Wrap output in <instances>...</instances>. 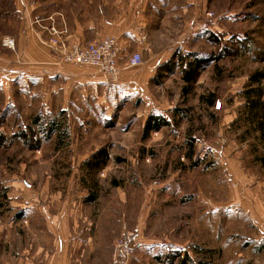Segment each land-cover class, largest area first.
<instances>
[{"label": "rangeland", "instance_id": "rangeland-1", "mask_svg": "<svg viewBox=\"0 0 264 264\" xmlns=\"http://www.w3.org/2000/svg\"><path fill=\"white\" fill-rule=\"evenodd\" d=\"M13 1L0 0V66L13 65L4 43L13 40ZM160 1L143 45L114 37L122 53L118 82L76 64V47L89 43L52 26L42 42L53 69L34 83L19 77L0 85V264L25 258L46 207L52 215L65 207L73 225L87 223L81 235L93 238L89 253L71 264H171L176 254L172 264L185 256L187 264H264V245L232 205L240 196L235 168L264 171V94L250 110L258 94L248 93L264 92V0ZM124 50L139 52L142 63L130 67ZM183 57L209 62L186 94ZM151 115L171 126L144 138ZM52 121L57 132L48 138L42 123ZM103 147V166L85 164ZM125 242L127 258L117 249Z\"/></svg>", "mask_w": 264, "mask_h": 264}, {"label": "crops", "instance_id": "crops-1", "mask_svg": "<svg viewBox=\"0 0 264 264\" xmlns=\"http://www.w3.org/2000/svg\"><path fill=\"white\" fill-rule=\"evenodd\" d=\"M66 1H13L11 12L13 13V41L16 48L13 49V65L0 66V85L11 84L19 77L29 79L34 83V81L44 79V72L49 73L53 69L50 64L54 60L49 56L42 42L48 39V31L52 26H55L56 30L68 40L90 44L105 37H127L134 38V43L143 45L148 23L154 21L161 6L160 0ZM11 22L10 20L9 24ZM124 52L128 57L132 55H129L132 50H124ZM17 55L22 57L23 66L16 65V62L20 61ZM160 63L159 59L152 66V70L150 67L151 72ZM99 79L101 77L98 76L87 78L92 83ZM257 167H238V171L235 168V173L242 183L239 186L237 176L233 172L234 185L240 190V196L237 192L232 205L235 210L248 216L257 234L253 239L264 245V171L261 167L255 170ZM243 185L249 188L251 198L247 199L243 194ZM87 199L88 202L91 201V198ZM25 207L35 209L34 205ZM42 211L46 221L43 222L44 227L40 237L25 250V258L20 257L19 261L14 264H71L72 260L76 263L83 261L93 242L88 231L83 237L81 235L84 226L88 228L87 223L84 226L76 222L74 225L71 224L67 220L69 214L66 216L64 212L65 207H58L55 211L56 215H52L47 207Z\"/></svg>", "mask_w": 264, "mask_h": 264}, {"label": "trees", "instance_id": "trees-1", "mask_svg": "<svg viewBox=\"0 0 264 264\" xmlns=\"http://www.w3.org/2000/svg\"><path fill=\"white\" fill-rule=\"evenodd\" d=\"M219 58H220V56L217 57V59H219ZM180 60L183 63L185 62L183 65L184 66L183 80L186 84V87L184 88L185 94H186V92H188V90H189L188 87H190V85L195 83L198 74L200 73L201 70H203L206 66L209 65V62H208V60H200V59L197 60V59H195L194 62H191L189 64L185 61V57L180 58ZM170 65H172V64H169L168 67ZM261 76H262L261 74L253 76V80H256V82H260ZM254 92H256L258 94V100L251 102V105L253 106V108L249 107L250 110L256 109L261 105V96L264 94V92H262V90H258V89H254V88L251 89L250 92H248V93L251 96L252 93H254ZM250 96L248 97L249 101H250ZM212 99H213L212 95H209L207 97V100L209 103H211ZM36 121H35V123L38 124L39 120L37 119ZM260 125L262 127L261 129L263 130V140H264V124L260 123ZM169 126H171V122L169 120H167L165 117L159 116V115H151L147 119L146 124L144 126L143 137L147 138L151 133L160 131L161 129L169 127ZM56 127H57L56 121H52L50 123V125H48V126H45V124L42 123L41 130L43 131L44 134H46L48 136V138H51L52 135H54L57 132ZM190 147H192V145H190ZM190 151H192V148L190 149ZM190 153L192 155V152H190ZM191 155L189 156L190 158L192 157ZM108 157H109V153L107 152V149L103 147V148H100L98 151H96L91 156V158L85 162V164H89L92 166L91 167L92 169H96L98 167L103 166L106 163ZM198 165H199V162H194L191 164V167H196ZM94 199H96V197L92 196L91 201H94ZM19 216H21V215H19ZM179 255L180 254H176L175 256L178 257ZM175 256L171 259V264L174 263V260L176 258ZM187 260H188V256H185V258L182 259L179 264H187Z\"/></svg>", "mask_w": 264, "mask_h": 264}, {"label": "built area", "instance_id": "built-area-1", "mask_svg": "<svg viewBox=\"0 0 264 264\" xmlns=\"http://www.w3.org/2000/svg\"><path fill=\"white\" fill-rule=\"evenodd\" d=\"M52 30L55 32V28H52ZM4 43L9 45L11 49L15 47L13 40H6ZM121 55L122 53L117 40L114 37H106L91 45L89 44V46L87 45L85 48L76 47L72 60L78 65L95 67L110 81L118 82L121 74ZM128 63L130 67L139 66L142 63L141 54L134 53L130 56ZM117 249L123 256H126V258L131 254V250L126 242L118 246ZM117 261L123 264V261Z\"/></svg>", "mask_w": 264, "mask_h": 264}]
</instances>
